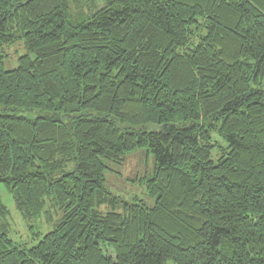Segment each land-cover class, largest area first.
Here are the masks:
<instances>
[{
    "label": "trees",
    "instance_id": "obj_1",
    "mask_svg": "<svg viewBox=\"0 0 264 264\" xmlns=\"http://www.w3.org/2000/svg\"><path fill=\"white\" fill-rule=\"evenodd\" d=\"M262 77L264 0H0V186L52 224L0 193V264H264ZM137 147L152 206L104 187Z\"/></svg>",
    "mask_w": 264,
    "mask_h": 264
},
{
    "label": "rangeland",
    "instance_id": "obj_2",
    "mask_svg": "<svg viewBox=\"0 0 264 264\" xmlns=\"http://www.w3.org/2000/svg\"><path fill=\"white\" fill-rule=\"evenodd\" d=\"M26 53L22 39H15L9 44L2 46L3 63L6 69L17 66V58ZM259 88L264 89V77L260 79ZM213 140L217 146L212 150L211 157L216 162L219 155L226 151V141L218 135L215 130L211 131ZM109 169L104 174V187L111 194L124 201L132 202L141 200L145 205L152 206L155 199L148 195L146 189V178L152 175L155 161L151 153L145 147H137L129 152L124 164L109 163ZM0 193L8 207V236L22 246L30 247L41 239L43 234L52 229V224L40 225L39 221L32 222L33 228H28L19 211L15 208L7 196L5 190L0 186ZM166 264H173L168 261Z\"/></svg>",
    "mask_w": 264,
    "mask_h": 264
}]
</instances>
